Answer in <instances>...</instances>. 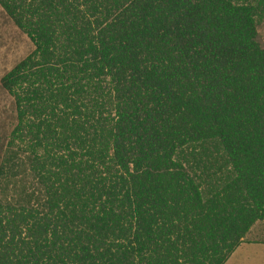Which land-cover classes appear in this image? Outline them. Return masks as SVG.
<instances>
[{
	"label": "trees",
	"instance_id": "trees-1",
	"mask_svg": "<svg viewBox=\"0 0 264 264\" xmlns=\"http://www.w3.org/2000/svg\"><path fill=\"white\" fill-rule=\"evenodd\" d=\"M0 8V264H223L264 220V0Z\"/></svg>",
	"mask_w": 264,
	"mask_h": 264
},
{
	"label": "rangeland",
	"instance_id": "rangeland-1",
	"mask_svg": "<svg viewBox=\"0 0 264 264\" xmlns=\"http://www.w3.org/2000/svg\"><path fill=\"white\" fill-rule=\"evenodd\" d=\"M256 41L264 47V18L256 22ZM32 49L29 39L0 8V77ZM15 123L12 98L0 85V155ZM257 242V243H253ZM223 264H264V220L256 221Z\"/></svg>",
	"mask_w": 264,
	"mask_h": 264
},
{
	"label": "crops",
	"instance_id": "crops-1",
	"mask_svg": "<svg viewBox=\"0 0 264 264\" xmlns=\"http://www.w3.org/2000/svg\"><path fill=\"white\" fill-rule=\"evenodd\" d=\"M243 243V242H242ZM242 243H240V244H242ZM253 243H257V242H253ZM227 260V259H226Z\"/></svg>",
	"mask_w": 264,
	"mask_h": 264
}]
</instances>
